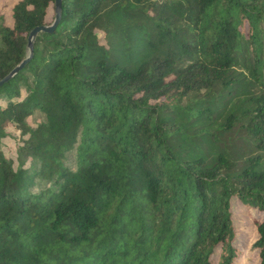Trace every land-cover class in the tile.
Wrapping results in <instances>:
<instances>
[{
	"label": "trees",
	"instance_id": "1",
	"mask_svg": "<svg viewBox=\"0 0 264 264\" xmlns=\"http://www.w3.org/2000/svg\"><path fill=\"white\" fill-rule=\"evenodd\" d=\"M54 2L0 9V81ZM9 129L0 264H236L235 207L264 264V0H61L0 87Z\"/></svg>",
	"mask_w": 264,
	"mask_h": 264
},
{
	"label": "rangeland",
	"instance_id": "2",
	"mask_svg": "<svg viewBox=\"0 0 264 264\" xmlns=\"http://www.w3.org/2000/svg\"><path fill=\"white\" fill-rule=\"evenodd\" d=\"M17 1L18 0H0V9L5 10L2 16L3 21H8L10 19V8ZM51 15L52 11H50L49 20ZM8 24L9 23H7V25ZM37 119H39V116L38 113H35L28 120L30 124L35 125ZM9 130V135L0 139V148H2L6 155L13 156L15 155V148L19 142V134L14 129ZM234 211V224L237 233L236 243L242 249V254L237 259L236 264H257L256 251L252 250L250 246L257 234L253 216H255V218H260L261 213L254 209L247 210L242 207H237V209L235 207Z\"/></svg>",
	"mask_w": 264,
	"mask_h": 264
},
{
	"label": "water",
	"instance_id": "3",
	"mask_svg": "<svg viewBox=\"0 0 264 264\" xmlns=\"http://www.w3.org/2000/svg\"><path fill=\"white\" fill-rule=\"evenodd\" d=\"M61 19V0H55L54 2V20L51 25L48 26H40L33 29L27 39V56L20 64H18L4 79L0 81V87L3 86L5 83L14 79L29 63L30 58L33 54V44L36 40L37 36L40 33H52L56 26L58 25Z\"/></svg>",
	"mask_w": 264,
	"mask_h": 264
}]
</instances>
